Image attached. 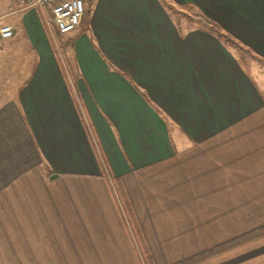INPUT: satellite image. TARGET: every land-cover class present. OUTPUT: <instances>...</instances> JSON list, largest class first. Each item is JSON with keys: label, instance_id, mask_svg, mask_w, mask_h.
I'll list each match as a JSON object with an SVG mask.
<instances>
[{"label": "crops", "instance_id": "obj_1", "mask_svg": "<svg viewBox=\"0 0 264 264\" xmlns=\"http://www.w3.org/2000/svg\"><path fill=\"white\" fill-rule=\"evenodd\" d=\"M167 1L264 60V0ZM83 10L66 67L41 10L0 0V264H145L109 178L153 264L264 224V92L230 47L162 0ZM263 263L264 236L195 264Z\"/></svg>", "mask_w": 264, "mask_h": 264}, {"label": "trees", "instance_id": "obj_2", "mask_svg": "<svg viewBox=\"0 0 264 264\" xmlns=\"http://www.w3.org/2000/svg\"><path fill=\"white\" fill-rule=\"evenodd\" d=\"M164 4L168 6L167 0H162ZM190 17L195 19L196 21L200 22L204 27L209 30V32L213 33L217 38H219L223 43H227L228 41H233L234 44L237 46V49H239L240 53L242 55L244 53L249 54L251 56L257 57L255 54L250 52L247 48H244L239 43L236 42L231 36H229L227 33L223 32L220 27L212 20L207 18L206 16L199 14V13H192L190 14ZM238 59L242 62V57H238ZM120 193L121 190L119 191ZM122 203L124 210L127 214V217L129 218L131 229L134 232V235L136 236V239L138 241L139 247L141 249V254L144 257L145 264H153L152 258L149 255L148 249L143 241V238L140 234V230L138 227L137 222L135 221L131 209L129 208L128 203L124 198H122ZM264 236V224L257 226L251 230H248L236 237H233L227 241H224L222 243H219L211 248L205 249L203 251H200L190 257L178 260L172 264H195L201 261H204L210 257H213L215 255H218L222 252H225L227 250H230L232 248L238 247L240 245H243L245 243H248L252 240H255L259 237ZM264 264V263H263Z\"/></svg>", "mask_w": 264, "mask_h": 264}, {"label": "rangeland", "instance_id": "obj_3", "mask_svg": "<svg viewBox=\"0 0 264 264\" xmlns=\"http://www.w3.org/2000/svg\"><path fill=\"white\" fill-rule=\"evenodd\" d=\"M167 3H168V6H169L168 7L169 12H170L171 16L173 17V19L177 22V24H179L181 26L198 25V26H200V27H202V28L207 30V28L204 27V25H202L200 22H198L195 19L190 17V14H192V13L201 14L200 12L194 11L193 9L189 8L188 6L187 7H179L178 8V7H176L175 5L171 4L168 1H167ZM20 5H21V3H20ZM46 13L47 12H45V15L48 18V15H47L48 13L47 14ZM83 13H84V10L82 12V15H83ZM82 15H81V17L79 19L80 22L82 20ZM207 18H209V17H207ZM209 19L214 21L211 18H209ZM214 22L219 26V24L216 21H214ZM220 29L222 30L221 27H220ZM47 30L49 31V33L51 35V39H52V42H53L54 47H55V52L59 56V60H60L61 64L62 65L64 64L67 67L66 59L64 57H65V53L67 52V47H68L67 44H68L69 40H68L66 34L65 35L58 34V33H56V31L52 27L48 28ZM207 31H209V30H207ZM211 34H213V33H211ZM225 45L230 47V49L235 53V55L237 57H239V58L242 57V63L244 65L245 69L252 76V78L255 80V82L257 83L258 87L264 92V60L261 59L260 57H258L257 55H256L257 57L251 56V55L246 54V53H244L242 55V53H240L239 49H237V46L234 44L233 41H228L227 43H225ZM62 61H63V63H62ZM106 180H108V176L107 175H106ZM109 180L110 181H108V184L111 187L114 188L115 196H117L118 201L122 204V207H123L122 198H124L126 200V202H127V199L125 198V195L123 193L119 192L121 190L120 188L123 187L122 186L123 184L120 183L118 180H111L110 178H109ZM133 234H134V232H133ZM135 241L138 244L136 236H135ZM140 251H141V249H140ZM143 262L145 263L144 257H143Z\"/></svg>", "mask_w": 264, "mask_h": 264}, {"label": "built area", "instance_id": "obj_4", "mask_svg": "<svg viewBox=\"0 0 264 264\" xmlns=\"http://www.w3.org/2000/svg\"><path fill=\"white\" fill-rule=\"evenodd\" d=\"M23 8H39L44 15L45 25L56 33L65 35L76 30L87 0H19ZM45 12H47L45 15ZM11 32L9 25L0 27V34L7 36Z\"/></svg>", "mask_w": 264, "mask_h": 264}, {"label": "water", "instance_id": "obj_5", "mask_svg": "<svg viewBox=\"0 0 264 264\" xmlns=\"http://www.w3.org/2000/svg\"><path fill=\"white\" fill-rule=\"evenodd\" d=\"M55 175H53L51 178H53Z\"/></svg>", "mask_w": 264, "mask_h": 264}]
</instances>
